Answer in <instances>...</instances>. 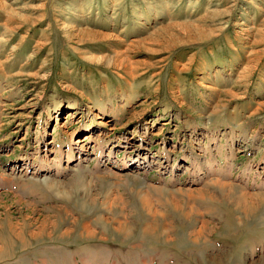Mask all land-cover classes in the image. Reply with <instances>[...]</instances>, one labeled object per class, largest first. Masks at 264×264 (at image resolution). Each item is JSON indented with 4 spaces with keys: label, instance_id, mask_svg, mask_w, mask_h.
Here are the masks:
<instances>
[{
    "label": "rangeland",
    "instance_id": "obj_1",
    "mask_svg": "<svg viewBox=\"0 0 264 264\" xmlns=\"http://www.w3.org/2000/svg\"><path fill=\"white\" fill-rule=\"evenodd\" d=\"M0 264H264V0H0Z\"/></svg>",
    "mask_w": 264,
    "mask_h": 264
}]
</instances>
